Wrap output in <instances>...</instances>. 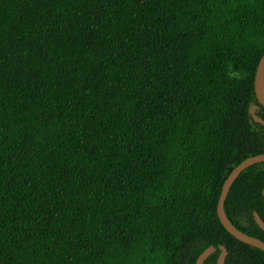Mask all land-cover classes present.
Returning <instances> with one entry per match:
<instances>
[{
  "label": "trees",
  "instance_id": "trees-1",
  "mask_svg": "<svg viewBox=\"0 0 264 264\" xmlns=\"http://www.w3.org/2000/svg\"><path fill=\"white\" fill-rule=\"evenodd\" d=\"M264 0H0V264H264L216 206L264 152ZM264 160L223 203L264 241Z\"/></svg>",
  "mask_w": 264,
  "mask_h": 264
},
{
  "label": "water",
  "instance_id": "water-1",
  "mask_svg": "<svg viewBox=\"0 0 264 264\" xmlns=\"http://www.w3.org/2000/svg\"><path fill=\"white\" fill-rule=\"evenodd\" d=\"M254 90L259 102L264 106V53L261 55L257 63L256 73L254 78ZM263 160H264V152L246 157L231 169V171L225 177L221 185L220 194L217 200L216 213L221 224L232 236H234L235 238H237L238 240L244 243L253 245L264 251V241L257 237L250 236L244 233L243 231L239 230L237 227H235L227 217L223 207V203L226 198V195L237 175L247 166ZM262 191L264 193V188ZM253 214L256 223L260 226V228L264 230V221L262 220V218L259 216V214L256 211H254ZM220 250L221 251L218 254L215 264H223L224 262V258L226 256V250L224 246H220ZM214 251H215L214 246L210 245L206 247L196 258L195 264H203L205 258Z\"/></svg>",
  "mask_w": 264,
  "mask_h": 264
}]
</instances>
